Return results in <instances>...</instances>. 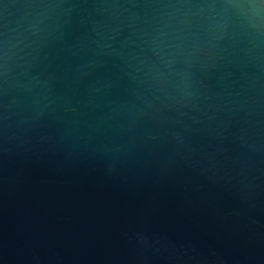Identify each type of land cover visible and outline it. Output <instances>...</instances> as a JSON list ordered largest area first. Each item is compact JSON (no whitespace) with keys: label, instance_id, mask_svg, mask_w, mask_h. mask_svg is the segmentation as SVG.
Listing matches in <instances>:
<instances>
[{"label":"water","instance_id":"water-1","mask_svg":"<svg viewBox=\"0 0 264 264\" xmlns=\"http://www.w3.org/2000/svg\"><path fill=\"white\" fill-rule=\"evenodd\" d=\"M0 264H264V0H0Z\"/></svg>","mask_w":264,"mask_h":264}]
</instances>
